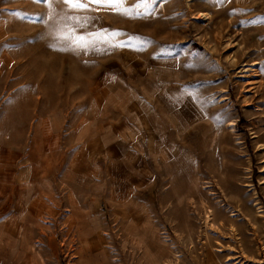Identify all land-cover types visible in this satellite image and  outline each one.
Segmentation results:
<instances>
[{"label":"rangeland","instance_id":"rangeland-1","mask_svg":"<svg viewBox=\"0 0 264 264\" xmlns=\"http://www.w3.org/2000/svg\"><path fill=\"white\" fill-rule=\"evenodd\" d=\"M82 2L0 0V133L64 115L101 138L144 111L162 153L145 264H264V0ZM135 229L104 220L119 264L140 261ZM34 240L26 260L70 263L59 235Z\"/></svg>","mask_w":264,"mask_h":264},{"label":"crops","instance_id":"crops-1","mask_svg":"<svg viewBox=\"0 0 264 264\" xmlns=\"http://www.w3.org/2000/svg\"><path fill=\"white\" fill-rule=\"evenodd\" d=\"M133 109L123 111L101 138L79 132L64 115L20 117L16 133H0V264H39L23 257L31 244L23 251L22 242L58 235L63 241L56 253L70 255L69 264H90L87 253L94 264H119L104 220L137 228L127 236L139 254L136 264H145L139 239L150 233L144 228L156 204L151 186L158 171L152 159L162 153L150 141L144 111ZM103 206L111 214L103 215Z\"/></svg>","mask_w":264,"mask_h":264},{"label":"snow or ice","instance_id":"snow-or-ice-1","mask_svg":"<svg viewBox=\"0 0 264 264\" xmlns=\"http://www.w3.org/2000/svg\"><path fill=\"white\" fill-rule=\"evenodd\" d=\"M94 3L105 2L109 5L117 6L123 3V0H92ZM64 3L69 4L71 7H84L82 0H64Z\"/></svg>","mask_w":264,"mask_h":264},{"label":"bare ground","instance_id":"bare-ground-1","mask_svg":"<svg viewBox=\"0 0 264 264\" xmlns=\"http://www.w3.org/2000/svg\"><path fill=\"white\" fill-rule=\"evenodd\" d=\"M258 211H259L258 213L261 212V207L258 208ZM259 217H260V216H259ZM262 217H263V216H261V218H262ZM252 226H253V225H252Z\"/></svg>","mask_w":264,"mask_h":264}]
</instances>
